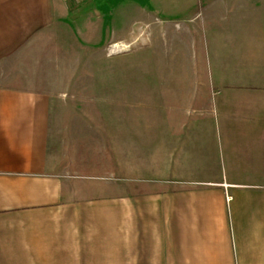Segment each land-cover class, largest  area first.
Wrapping results in <instances>:
<instances>
[{
	"label": "crops",
	"instance_id": "crops-1",
	"mask_svg": "<svg viewBox=\"0 0 264 264\" xmlns=\"http://www.w3.org/2000/svg\"><path fill=\"white\" fill-rule=\"evenodd\" d=\"M57 15V0H0V61ZM206 60L237 114L108 105L110 182L51 173L57 97L0 86V264H264L258 10L231 11Z\"/></svg>",
	"mask_w": 264,
	"mask_h": 264
},
{
	"label": "rangeland",
	"instance_id": "rangeland-1",
	"mask_svg": "<svg viewBox=\"0 0 264 264\" xmlns=\"http://www.w3.org/2000/svg\"><path fill=\"white\" fill-rule=\"evenodd\" d=\"M57 1L56 21L0 61V86L58 99L51 173L112 180L108 105L162 106L179 124L237 114L210 83L207 41L245 6L264 26V0Z\"/></svg>",
	"mask_w": 264,
	"mask_h": 264
}]
</instances>
